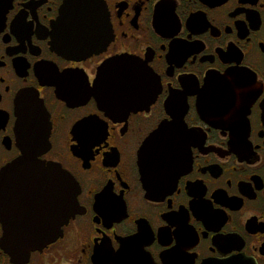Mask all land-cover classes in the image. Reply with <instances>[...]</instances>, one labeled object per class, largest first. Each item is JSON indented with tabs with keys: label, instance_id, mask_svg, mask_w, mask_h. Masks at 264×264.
I'll list each match as a JSON object with an SVG mask.
<instances>
[{
	"label": "flooded vegetation",
	"instance_id": "af4514ba",
	"mask_svg": "<svg viewBox=\"0 0 264 264\" xmlns=\"http://www.w3.org/2000/svg\"><path fill=\"white\" fill-rule=\"evenodd\" d=\"M67 1L0 0V176L37 126L29 152L78 186L75 217L24 257L1 208L0 264H264V0H98L103 44L79 58L53 46ZM164 127L179 145L148 181L140 153ZM37 186L62 206L66 186Z\"/></svg>",
	"mask_w": 264,
	"mask_h": 264
},
{
	"label": "water",
	"instance_id": "95a60500",
	"mask_svg": "<svg viewBox=\"0 0 264 264\" xmlns=\"http://www.w3.org/2000/svg\"><path fill=\"white\" fill-rule=\"evenodd\" d=\"M101 8L98 0H68L55 27L57 40L53 43L54 48L68 58L87 56L97 50L103 43H93L94 38L105 31L102 22L98 23L96 20L97 17L103 16L99 11ZM74 19L79 21L74 22ZM112 67L113 64H109L102 70L96 90V96L104 105H108V97L111 96L107 80ZM220 90L214 93H220ZM36 128L37 126H21V130L26 133L23 140L26 149L23 150V156L8 166L0 176V210L11 209L18 213V216L9 222L11 228L6 232L3 245L13 257L30 255L32 251L54 242L60 236V229L69 224L77 214L78 186L74 178L56 166L41 165L29 152L31 145L40 144L38 140H33L28 135L33 131L41 137ZM78 129L79 126L76 131ZM173 131V127L160 129L151 136L141 151L144 177L148 181L166 175L168 169L172 168L175 156L173 147L179 145L178 141L170 138ZM168 136L169 139H165ZM145 164L148 165L147 169ZM35 179L41 180L35 182ZM39 184L47 186L46 193L52 194L58 192L56 185L64 186L63 190L66 186L67 195L62 206L56 205L53 199L52 204L36 200L33 195L34 191L40 188L37 186ZM148 192L153 195L158 191ZM5 198L14 200L9 204ZM57 208H61V214L57 212Z\"/></svg>",
	"mask_w": 264,
	"mask_h": 264
}]
</instances>
